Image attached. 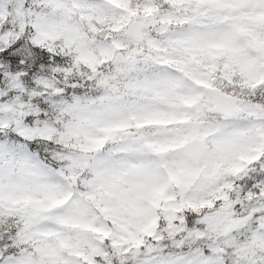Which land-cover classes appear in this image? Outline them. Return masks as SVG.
Returning a JSON list of instances; mask_svg holds the SVG:
<instances>
[{"label": "snow or ice", "instance_id": "obj_1", "mask_svg": "<svg viewBox=\"0 0 264 264\" xmlns=\"http://www.w3.org/2000/svg\"><path fill=\"white\" fill-rule=\"evenodd\" d=\"M0 264H264V0H0Z\"/></svg>", "mask_w": 264, "mask_h": 264}]
</instances>
